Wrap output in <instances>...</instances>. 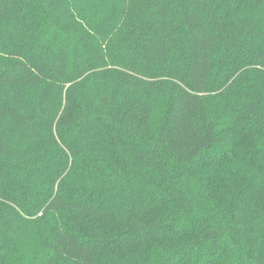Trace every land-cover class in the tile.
<instances>
[{"label": "trees", "instance_id": "obj_1", "mask_svg": "<svg viewBox=\"0 0 264 264\" xmlns=\"http://www.w3.org/2000/svg\"><path fill=\"white\" fill-rule=\"evenodd\" d=\"M0 264H264V0H0Z\"/></svg>", "mask_w": 264, "mask_h": 264}, {"label": "rangeland", "instance_id": "obj_2", "mask_svg": "<svg viewBox=\"0 0 264 264\" xmlns=\"http://www.w3.org/2000/svg\"><path fill=\"white\" fill-rule=\"evenodd\" d=\"M158 110H159V108H157L156 111L153 112V119H154V120L156 119V117H157V115H158V113H157Z\"/></svg>", "mask_w": 264, "mask_h": 264}]
</instances>
